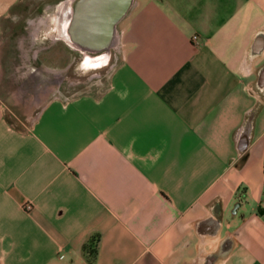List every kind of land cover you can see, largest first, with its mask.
I'll return each instance as SVG.
<instances>
[{
  "label": "crops",
  "instance_id": "1",
  "mask_svg": "<svg viewBox=\"0 0 264 264\" xmlns=\"http://www.w3.org/2000/svg\"><path fill=\"white\" fill-rule=\"evenodd\" d=\"M9 111L0 264H264V0H134L104 88Z\"/></svg>",
  "mask_w": 264,
  "mask_h": 264
},
{
  "label": "rangeland",
  "instance_id": "2",
  "mask_svg": "<svg viewBox=\"0 0 264 264\" xmlns=\"http://www.w3.org/2000/svg\"><path fill=\"white\" fill-rule=\"evenodd\" d=\"M58 3L22 0L2 20L0 98L8 105L9 119L17 121V125L29 122L44 102L55 95L69 97L100 91L116 59L117 46L105 60L90 65L83 62V54L62 40L54 41L52 21ZM89 57L92 59L94 54Z\"/></svg>",
  "mask_w": 264,
  "mask_h": 264
},
{
  "label": "water",
  "instance_id": "3",
  "mask_svg": "<svg viewBox=\"0 0 264 264\" xmlns=\"http://www.w3.org/2000/svg\"><path fill=\"white\" fill-rule=\"evenodd\" d=\"M133 3L134 0H61L53 14V39L62 40L85 57L94 54L96 60L103 61L117 46V25Z\"/></svg>",
  "mask_w": 264,
  "mask_h": 264
},
{
  "label": "flooded vegetation",
  "instance_id": "4",
  "mask_svg": "<svg viewBox=\"0 0 264 264\" xmlns=\"http://www.w3.org/2000/svg\"><path fill=\"white\" fill-rule=\"evenodd\" d=\"M97 61H99V60H96V58H94L93 57V59H91L90 57H88V58H84V60H83V62L85 63H90V65H92L94 62H96L97 63Z\"/></svg>",
  "mask_w": 264,
  "mask_h": 264
},
{
  "label": "built area",
  "instance_id": "5",
  "mask_svg": "<svg viewBox=\"0 0 264 264\" xmlns=\"http://www.w3.org/2000/svg\"><path fill=\"white\" fill-rule=\"evenodd\" d=\"M197 35H193L192 36V40L193 41H196L197 40ZM24 208H26V209H30L31 208V205L29 204V203H26L25 205H24Z\"/></svg>",
  "mask_w": 264,
  "mask_h": 264
},
{
  "label": "bare ground",
  "instance_id": "6",
  "mask_svg": "<svg viewBox=\"0 0 264 264\" xmlns=\"http://www.w3.org/2000/svg\"><path fill=\"white\" fill-rule=\"evenodd\" d=\"M49 20V19H48ZM48 24V23H47ZM49 27V26H48ZM49 29V28H48ZM86 58H88V57H86ZM93 59V58H92Z\"/></svg>",
  "mask_w": 264,
  "mask_h": 264
},
{
  "label": "trees",
  "instance_id": "7",
  "mask_svg": "<svg viewBox=\"0 0 264 264\" xmlns=\"http://www.w3.org/2000/svg\"><path fill=\"white\" fill-rule=\"evenodd\" d=\"M85 248V247H84Z\"/></svg>",
  "mask_w": 264,
  "mask_h": 264
}]
</instances>
